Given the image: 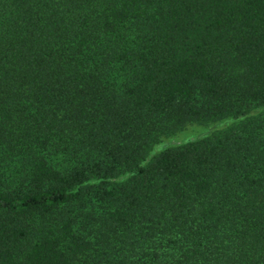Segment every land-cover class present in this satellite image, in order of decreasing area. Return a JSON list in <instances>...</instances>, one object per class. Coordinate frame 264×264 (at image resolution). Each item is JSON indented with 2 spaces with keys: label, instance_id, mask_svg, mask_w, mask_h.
Instances as JSON below:
<instances>
[{
  "label": "trees",
  "instance_id": "obj_1",
  "mask_svg": "<svg viewBox=\"0 0 264 264\" xmlns=\"http://www.w3.org/2000/svg\"><path fill=\"white\" fill-rule=\"evenodd\" d=\"M0 264H264V0H0Z\"/></svg>",
  "mask_w": 264,
  "mask_h": 264
},
{
  "label": "rangeland",
  "instance_id": "obj_2",
  "mask_svg": "<svg viewBox=\"0 0 264 264\" xmlns=\"http://www.w3.org/2000/svg\"><path fill=\"white\" fill-rule=\"evenodd\" d=\"M261 111L260 108L253 109L250 114L254 115ZM234 121L233 118H223L220 120L210 121L206 123H188L182 128L176 130L175 132L163 136L159 142H157L151 151L149 152V155L146 160L151 158L153 155L157 154L161 150L171 147V146H177L180 144H183L189 140H196L203 138L212 132L225 128L229 124H231ZM127 175H123L117 180L124 179Z\"/></svg>",
  "mask_w": 264,
  "mask_h": 264
}]
</instances>
